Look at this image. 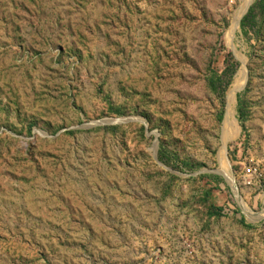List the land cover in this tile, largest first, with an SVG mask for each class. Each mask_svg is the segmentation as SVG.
<instances>
[{
  "label": "rangeland",
  "instance_id": "1",
  "mask_svg": "<svg viewBox=\"0 0 264 264\" xmlns=\"http://www.w3.org/2000/svg\"><path fill=\"white\" fill-rule=\"evenodd\" d=\"M256 3L0 0V264H264Z\"/></svg>",
  "mask_w": 264,
  "mask_h": 264
},
{
  "label": "trees",
  "instance_id": "2",
  "mask_svg": "<svg viewBox=\"0 0 264 264\" xmlns=\"http://www.w3.org/2000/svg\"><path fill=\"white\" fill-rule=\"evenodd\" d=\"M263 14H264V0H258V3H256L255 6L249 8L248 11L245 13V15L241 18L239 22V27L241 31L245 33L253 30V28H255L254 26H256L258 15H263ZM231 72H232L231 67H229L228 64L225 63V67L221 72V75L225 76L226 74H228L229 77L232 74ZM213 76L214 75L208 78V84L211 88H214L216 81L220 79V76L217 75L215 77ZM241 111H242V103H239V107L237 110V113L239 114V119L242 118ZM207 209L210 215H218L222 212L223 208L222 206L210 204Z\"/></svg>",
  "mask_w": 264,
  "mask_h": 264
},
{
  "label": "bare ground",
  "instance_id": "3",
  "mask_svg": "<svg viewBox=\"0 0 264 264\" xmlns=\"http://www.w3.org/2000/svg\"><path fill=\"white\" fill-rule=\"evenodd\" d=\"M244 71V67H242V72ZM243 77H245V74H244V72H243ZM243 79V78H242ZM237 86H235L232 90H231V93L233 94V92H234V90H235V88H236Z\"/></svg>",
  "mask_w": 264,
  "mask_h": 264
},
{
  "label": "water",
  "instance_id": "4",
  "mask_svg": "<svg viewBox=\"0 0 264 264\" xmlns=\"http://www.w3.org/2000/svg\"><path fill=\"white\" fill-rule=\"evenodd\" d=\"M245 78H247V75H245Z\"/></svg>",
  "mask_w": 264,
  "mask_h": 264
}]
</instances>
